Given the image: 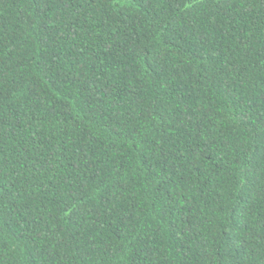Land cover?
I'll return each instance as SVG.
<instances>
[{"label":"trees","instance_id":"obj_1","mask_svg":"<svg viewBox=\"0 0 264 264\" xmlns=\"http://www.w3.org/2000/svg\"><path fill=\"white\" fill-rule=\"evenodd\" d=\"M0 264H264V0H0Z\"/></svg>","mask_w":264,"mask_h":264}]
</instances>
